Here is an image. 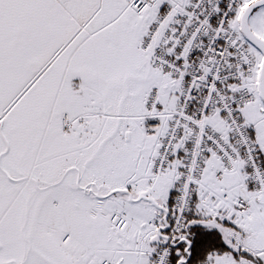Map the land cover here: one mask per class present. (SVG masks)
<instances>
[{"label":"snow or ice","instance_id":"6c2138e0","mask_svg":"<svg viewBox=\"0 0 264 264\" xmlns=\"http://www.w3.org/2000/svg\"><path fill=\"white\" fill-rule=\"evenodd\" d=\"M0 264H264V0H0Z\"/></svg>","mask_w":264,"mask_h":264}]
</instances>
